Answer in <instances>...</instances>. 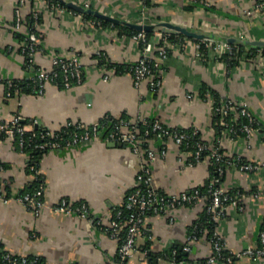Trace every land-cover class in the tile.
Wrapping results in <instances>:
<instances>
[{"label":"crops","instance_id":"0c3cea01","mask_svg":"<svg viewBox=\"0 0 264 264\" xmlns=\"http://www.w3.org/2000/svg\"><path fill=\"white\" fill-rule=\"evenodd\" d=\"M67 1L111 15L120 24L157 25L149 36V54L159 62L161 87L154 91L147 80L140 87L135 85L132 67L141 57L143 43L114 25L117 22L104 24L68 5H51L48 0H0L3 78L29 82L37 68L52 67L53 56L68 57L74 53L80 55L85 72L82 84L65 88L49 83L42 94L19 90L8 97L5 84L0 83V122L20 114L29 129L57 132L69 124H91L109 115L133 121L159 119L168 126L199 129L211 148L219 144L226 154L241 155L261 166L245 172L228 167L218 178L225 190L242 189L245 197L241 203L227 202L217 225L225 250L234 255V262L220 260L212 264H264V256L242 255L246 248L261 245L264 230V195L254 194L264 191V45L253 43L264 41L262 0ZM18 9L24 19L21 28L15 24ZM33 9L41 11L43 38L36 64L29 65L20 36L27 33ZM162 21L218 39L233 37L242 44L244 55H253L243 56L231 65L217 51L199 56L202 50L198 48V38L185 34L170 37L168 33V55L162 58L163 43L156 35ZM226 99L248 103L258 121L252 137L231 138L218 129L217 106ZM234 115L239 116L237 111ZM111 142L98 137L46 151L34 160L21 148L18 139L0 138V179L4 191L16 195L33 189L37 179L31 165L35 164L45 180L47 203L54 204L66 197L74 203L86 202L91 211L90 218L52 207L37 213L15 199L0 200V249L38 257L45 264H115L119 241L109 234L107 227L136 185L143 164H150L154 186L168 194L205 186L214 177L209 157L189 166L191 150L181 149L170 139L157 135L139 137L141 153L134 152L129 144ZM162 147L166 148V155L160 153ZM147 149L155 151L153 160L149 161L144 154ZM206 206L203 197L194 206L179 207L172 211L173 221L169 214H149L137 237V251L125 261L211 264L208 258L213 247L207 238L194 241L189 252L183 250L190 228ZM180 250L184 252L182 259L176 257Z\"/></svg>","mask_w":264,"mask_h":264},{"label":"built area","instance_id":"2783aa9c","mask_svg":"<svg viewBox=\"0 0 264 264\" xmlns=\"http://www.w3.org/2000/svg\"><path fill=\"white\" fill-rule=\"evenodd\" d=\"M48 3L51 5H62L61 0H48ZM260 5H264V0L261 1ZM29 18L27 33L22 42V52L26 56L28 64L35 65L36 55L40 51V41L43 38L41 11L33 9ZM93 22L96 23L97 21ZM15 24L17 28H21L24 24L20 9L17 10ZM156 33L159 41L163 43L160 56L165 58L168 55V49L165 45L168 40V33L161 29L156 30ZM132 37L143 43L141 57L132 67L134 83L137 87H140L143 81L147 80L150 87L154 91H157L162 85V76L158 70L159 62L154 60L149 54L152 41L145 30H138ZM198 48L202 50L198 52L199 56H205L210 51H217L222 57L224 55L233 57L237 55L240 49L238 43L232 42L228 38L218 39L217 37L209 36L199 39ZM105 77L108 78L107 75ZM84 78L85 72L78 53H74L68 57L55 55L52 59L51 68H37L35 76L32 79L34 81L33 90L35 93L42 94L49 83L59 85L61 83L62 87L70 88L74 85L82 84ZM0 83L5 84L8 97L20 90L19 83L14 79H5L0 75ZM190 96L192 97V95ZM217 111L220 114L218 123L221 133L228 134L231 138L240 135L248 138L253 136L258 121L246 101L235 103L232 99H226L222 103H219ZM234 111H237L239 116L234 115ZM241 118H245L246 120L242 121L240 120ZM139 124L145 126V137L155 134L158 137L172 140L181 149L186 150L192 147V157L187 161V165L189 166H193L203 160L206 157L205 154L208 153L207 157L216 163V171L219 175H223L228 167H237L243 172L255 171L261 167L257 163L245 160L241 155L226 154L219 144L211 148L201 137L200 131L197 128L184 129L172 127L164 124L159 119L133 121L129 118L119 117L105 133V123L101 122V120L91 124L76 123V129L60 133L59 131L54 132L48 129L41 131L29 129L24 118L18 114L10 121L0 122V133H3L5 137L17 138L23 150L28 148L33 150H54L79 143H87L94 138L103 137L107 141L129 144L132 146L134 152L141 153L138 135ZM166 152V148L162 147L160 153L166 155ZM144 154L149 161L153 160L156 155L152 149H147ZM31 168L35 171L36 179L39 182L36 188L32 191L10 195L3 190L0 179V200L9 202L11 199H15L37 213L44 207H52L55 211L77 213L81 217L86 218L91 217V211L86 202L74 203L68 198L63 197L54 204L47 203L45 199V180L35 164H32ZM218 182V178L213 179L207 190L210 196L207 203V211L217 222L224 215L225 204L227 202L233 200L241 203L245 197L243 190L236 189L234 192H230L225 190ZM254 194L261 196L264 195V191L258 190ZM205 196V192L200 187H194L179 194H168L157 189L153 184V174L150 164H143L136 176V185L128 194L125 204L116 209L107 227L109 234L119 241L118 258L115 264H123L126 259L137 251V237L143 230L145 219L149 214H169L171 221H173L172 211L183 206H194ZM97 222L100 223V221ZM202 230L195 223L189 233V241L183 247L185 252L191 250L192 243L200 238L199 234ZM210 242L213 247V253L208 258V263L212 264L220 260L228 263L234 262V255L225 250L218 226L212 232ZM242 255L253 257L264 256V230L261 232V245L257 248H246L242 252ZM0 264H40V259L0 249Z\"/></svg>","mask_w":264,"mask_h":264},{"label":"trees","instance_id":"16d2710c","mask_svg":"<svg viewBox=\"0 0 264 264\" xmlns=\"http://www.w3.org/2000/svg\"><path fill=\"white\" fill-rule=\"evenodd\" d=\"M61 4L62 5H66L63 1H61ZM85 16L88 17V18H93V19L101 20L104 24H111V23L113 24V22L110 21V20H108V19H104V18H101V17H97V16H94V15L89 14V13L85 14ZM29 20H30V18H28V21ZM41 20H42V17H41ZM114 25L126 29L131 34H134V33H136L138 31L137 29H135V28H133L130 25H127V24H120V23L115 24L114 23ZM153 33H154V30L147 31L148 37L151 36ZM169 35H170V37H174L175 36L173 34H169ZM20 37H22L24 39L25 35H21ZM238 45H239L240 49H239V52L237 53V55H235L233 57H229L227 55H224L223 56V58L227 62H229V64H231V65L232 64H237L241 60V57H243V56H245V57H249L250 56L251 57L253 55V54H251V52L250 53L247 52L246 55H244V52L245 51L242 48L243 47L242 44L241 43H238ZM101 59H102V61H105V58L103 56L101 57ZM16 81L19 83L20 90H26L28 92L35 93V91L33 90V86H34V81L33 80H30L29 82H25V83L22 82L21 80H16ZM60 86H62L61 83H60ZM125 118H127V117H125ZM100 120H101V122L105 123V127H106V129L104 130V133H105L113 125V122H116L118 120V118L117 117H112V116L106 115L103 118H101ZM240 120L245 121L246 119L245 118H241ZM138 128H139V130H138L139 137L140 138L144 137L145 126H143L142 124H139L138 125ZM74 129H76L75 124H69V125L65 126L64 129L60 130L59 132L62 133L64 131H66V130L67 131H72ZM218 129L220 130V127H218ZM38 130L41 131L43 129H38ZM153 135H155V134H151L149 136H153ZM3 137H5L4 134L3 133L2 134L0 133V138H3ZM101 138H103V137H101ZM188 150H191L192 151V147H189ZM25 151L29 152V154H31V157L34 160H36L39 157L40 154H42V153H44L46 151H49V150H33L31 148H28V149H25ZM207 155H208V153L205 154V156H207ZM211 161H212V165H213V169H214V177L205 186H201L200 187L201 190L203 192H205V195H206L205 196V199L207 200V203H208L209 198H210L209 194L207 193V190H208V188L210 186L211 181L213 179H215V178H220V175L216 171V168H217L216 163L213 160H211ZM38 184H39V182L36 181V186ZM218 184H220V183L218 182ZM36 186L33 189L29 190V191L34 190L36 188ZM234 191L235 190L230 191V192H234ZM195 223L198 225L199 228H202L203 229L201 231V233L199 234V237L200 238L201 237H205L208 240H210V236H211L212 232L214 231V229L218 225V222L215 221L213 219L212 215L207 211V206H206L205 212L200 216L199 219H197L195 221ZM195 223H194V225H195ZM193 226L190 228V231L192 230ZM147 246H148V244L145 245V248ZM226 252H228V251H226ZM147 256L150 257L151 256V253H148ZM176 257H178V259H182L184 257L183 250L178 251ZM40 264H45V263H43V261L40 260ZM123 264H128V262L127 261H124Z\"/></svg>","mask_w":264,"mask_h":264},{"label":"water","instance_id":"95a60500","mask_svg":"<svg viewBox=\"0 0 264 264\" xmlns=\"http://www.w3.org/2000/svg\"><path fill=\"white\" fill-rule=\"evenodd\" d=\"M66 5L76 9V10H79V11H82L84 13H91V14H94L98 17H101V18H104V19H108L110 21H113V22H121L119 19L111 16V15H108L106 13H102L98 10H95V9H92V8H88V7H85L81 4H78L74 1H67V0H62ZM128 24L137 29V30H145V31H151L153 29L156 28L157 25L155 24H148V23H131V22H128ZM158 26H160L161 30H163L164 32L166 33H171V34H185L189 37H195V38H198V39H202L204 37H215V35H207L206 33H200V32H197V31H193V30H189L186 26L184 25H181V24H177V23H173V22H170V21H162L158 24ZM230 41L232 42H235L236 39L235 38H229ZM254 44H259V45H264V41H253ZM112 145H123V143L121 142H116V141H112L111 142Z\"/></svg>","mask_w":264,"mask_h":264}]
</instances>
